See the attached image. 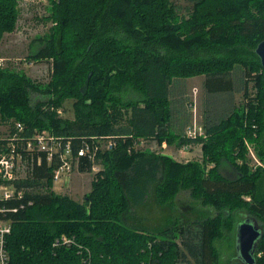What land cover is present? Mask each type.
I'll return each instance as SVG.
<instances>
[{"label": "trees", "instance_id": "16d2710c", "mask_svg": "<svg viewBox=\"0 0 264 264\" xmlns=\"http://www.w3.org/2000/svg\"><path fill=\"white\" fill-rule=\"evenodd\" d=\"M188 1L180 16L173 0H48L49 32L27 54L50 62L48 82L0 68V123L45 129L71 139L75 149L93 138L114 143L97 152L101 168L81 202L53 192L56 164L47 165L44 155L32 176L17 182L26 189L20 203L33 204L7 214L9 264H219L214 243L232 230L239 210L262 223L254 264H264V167L251 168L248 159L252 146L264 166V70L254 52L264 40V0ZM17 17L15 0H0V42ZM238 67L244 71L236 77ZM196 77L211 101L205 137L187 140L172 126L189 105L172 97ZM238 89L246 99L241 112L231 105ZM31 94L43 99L32 102ZM67 100L72 120L58 113ZM141 139L201 144L202 162L135 150ZM207 164L213 166L206 170ZM224 165L235 178L221 174ZM92 167L87 157L76 166L80 173ZM180 191L214 214L156 231L138 225L139 209L170 208ZM61 236L73 244L56 246Z\"/></svg>", "mask_w": 264, "mask_h": 264}, {"label": "rangeland", "instance_id": "374dc122", "mask_svg": "<svg viewBox=\"0 0 264 264\" xmlns=\"http://www.w3.org/2000/svg\"><path fill=\"white\" fill-rule=\"evenodd\" d=\"M22 0H15L16 9L18 10V17L16 22V28L13 32L7 33L3 36L0 42V62L3 64L1 68L12 72L23 73L27 76L31 81L36 84L43 85L48 82L49 76L51 73V64L47 61H38L34 62L32 60L27 59L28 47L29 45L39 37L46 35L49 32V28L51 26L50 21H47L45 17L48 16L49 13V4L46 2L45 4H40L33 2L30 6V10L24 11V7L21 5ZM177 13L180 16H185L191 4L188 0H173ZM36 5V7L34 6ZM43 8L46 14H41L40 9ZM238 71L236 77H238L241 72L244 71L243 68L238 67ZM202 77L188 79L185 81V91L186 96L180 97V95L173 96L172 101L175 99L180 100L182 98L188 103H191V107L187 108L183 105L182 109L179 111L178 122L175 123H190L191 120L195 117L197 121L204 125L205 117L204 111H207L209 108V103L211 98L204 93L202 88ZM253 80V79H252ZM250 80L248 83L249 93H256V87L254 86V81ZM180 82V81H179ZM184 82V81H182ZM178 82L174 85L175 88L178 87ZM43 98L37 94H31V101L36 102L38 100H42ZM246 103V99L243 91H239V89L232 94L231 105H233V110L236 112H241L242 108ZM73 101L67 100L64 102L61 109H58L60 116L64 119H73ZM178 107L179 103H174ZM176 106V108H177ZM205 109V110H204ZM184 131L182 133V136ZM163 143V142H162ZM162 143H157L156 141L148 142L146 146L139 148L138 150L148 153H155L165 156H171L175 161L186 163L188 161H197L201 164L202 162V153H201V144L192 145L189 151L181 150V147H177L176 145L172 147L164 148ZM165 144H167L165 142ZM249 166L251 168L256 167H264L263 163L258 159L256 153L252 146H249ZM213 165L207 164L206 170L210 169ZM95 168H101L100 165H95ZM98 170V169H97ZM97 170H93L89 173H80L77 171V168L74 167L71 174L67 177L66 181H64V186L58 185L60 183H56L52 186L53 192L56 194H65L70 198L82 201L83 195L90 191L91 181L94 178V174ZM222 174L225 177L231 178L233 174L231 172L233 169L231 167H227V165L222 166L221 168ZM262 190L264 191V184L262 185ZM261 196V194H260ZM194 200V201H193ZM199 201L193 199L190 196L188 191H180L176 195L174 199V203L172 207H170L169 218L166 212V208H162V212L160 214V219L166 217L165 221H169L165 225H161L159 229L167 227L171 222H184L194 217H200L202 215H213V212L208 211H200L201 207L198 205ZM198 205V206H196ZM168 206V204L166 205ZM245 211L239 210L236 211L232 216L233 227L232 230L225 231L223 237L217 240L214 245L217 248L219 254V264H242L239 259V254L236 251V232L237 225L240 224L245 218ZM159 217V216H158ZM169 219V220H168ZM164 221V222H165ZM260 228L262 223L258 221ZM176 234H178L176 232ZM178 242L179 240L176 239ZM184 264V263H180ZM187 264V263H186Z\"/></svg>", "mask_w": 264, "mask_h": 264}, {"label": "built area", "instance_id": "2783aa9c", "mask_svg": "<svg viewBox=\"0 0 264 264\" xmlns=\"http://www.w3.org/2000/svg\"><path fill=\"white\" fill-rule=\"evenodd\" d=\"M33 2L40 5L45 4L48 0H22L23 12L30 10ZM34 6L36 7L35 4ZM40 11L41 14H46L43 8ZM2 66L3 64L0 62V68ZM205 135L204 126L195 117L185 127L183 134L187 140L199 139ZM148 142L153 143L154 141L141 139L134 143L133 148L138 150L146 146ZM162 145L164 148L166 147L165 142ZM113 146L114 143L111 140L93 138L91 143L84 142L81 147L75 149L72 147L71 139L57 137L45 129L35 128L28 131L23 124L13 120L0 123V264H9L6 239L11 232L12 221L7 217V214L15 213L24 209L25 206L33 204L31 200L20 203L26 189L19 188L17 182L32 176L30 171L34 164L39 166L43 155L47 165L55 163L52 186L56 183L62 185L73 168L77 166L80 157H87L93 162L92 169L99 171L100 168H95L97 152L109 151ZM191 147V143H187L182 145L181 150L187 152ZM9 201L18 202V205L8 208ZM59 244L69 246L73 242L71 239L61 236L55 240V245ZM83 263L90 264L87 259Z\"/></svg>", "mask_w": 264, "mask_h": 264}, {"label": "water", "instance_id": "95a60500", "mask_svg": "<svg viewBox=\"0 0 264 264\" xmlns=\"http://www.w3.org/2000/svg\"><path fill=\"white\" fill-rule=\"evenodd\" d=\"M254 52L259 58L261 68L264 70V40L258 43ZM261 235L262 231L255 219H246L237 226L236 251L242 264L255 263L254 254Z\"/></svg>", "mask_w": 264, "mask_h": 264}, {"label": "crops", "instance_id": "0c3cea01", "mask_svg": "<svg viewBox=\"0 0 264 264\" xmlns=\"http://www.w3.org/2000/svg\"><path fill=\"white\" fill-rule=\"evenodd\" d=\"M196 78H200V77H196ZM202 79V83H203V81H204V79H203V77L201 78ZM185 81H188V80H185ZM182 82L181 84H180V87H179V89H178V91H177V89L175 90V95H180V97H185L186 96V91H185V89H184V87H185V83L186 82ZM188 105L191 107V103H188ZM178 116V115H177ZM175 120L174 121H177L178 122V119L177 118H174ZM189 123H175V122H173V129L176 131V133H183V130H184V128H185V126L186 125H188ZM166 145H168V144H165V146ZM172 146H174V145H168V147H172ZM171 157V156H170ZM172 158V157H171ZM173 160H174V158H172ZM178 162V161H177ZM220 172H221V174H222V171H221V169H220ZM231 174H233V176L231 177V178H235L236 177V174H234V172L232 171L231 172ZM223 175V174H222ZM224 176V175H223ZM63 186H64V184H63ZM90 189H91V187H90ZM52 190H53V188H52ZM89 192V191H88ZM87 192V193H88ZM62 195H64V194H62ZM85 195V194H84ZM83 195V196H84ZM83 198V197H82ZM244 199L245 200H249V198L248 197H244ZM74 200V199H73ZM75 201H77V200H75ZM194 201V200H193ZM77 202H80V201H77ZM200 207H201V209L202 210H200V211H202V212H204V211H208V212H213V214H214V211L211 209V208H205L204 206H202L200 203L198 204ZM198 205H196V206H198ZM170 210V208H166V212H167V214H168V218H169V213H168V211ZM163 210L162 209H160L155 203H152V204H150L149 205V207H147V208H141V209H139V213H140V216H139V226L140 227H143V228H146V229H148V230H150V231H156V230H158L159 228H160V226L161 225H165V224H167L169 221H165L166 220V217H164L163 219H160V214H161V212H162ZM244 211V210H243ZM245 218L242 220V221H240V223L241 222H243L245 219H248V214L246 213V211H245ZM159 216V217H158ZM203 216V215H202ZM142 218V219H141ZM252 219H254V218H252ZM169 220V219H168ZM256 220V219H255ZM165 221V222H164ZM238 226V225H237ZM260 226V225H259ZM261 229V228H260Z\"/></svg>", "mask_w": 264, "mask_h": 264}]
</instances>
